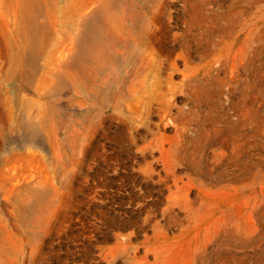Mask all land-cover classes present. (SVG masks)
Listing matches in <instances>:
<instances>
[{"label":"rangeland","instance_id":"rangeland-1","mask_svg":"<svg viewBox=\"0 0 264 264\" xmlns=\"http://www.w3.org/2000/svg\"><path fill=\"white\" fill-rule=\"evenodd\" d=\"M0 264H264V0H0Z\"/></svg>","mask_w":264,"mask_h":264},{"label":"bare ground","instance_id":"bare-ground-1","mask_svg":"<svg viewBox=\"0 0 264 264\" xmlns=\"http://www.w3.org/2000/svg\"><path fill=\"white\" fill-rule=\"evenodd\" d=\"M23 19H22V21L21 20L19 21V24L16 28V33L18 35V41H19V45L16 47L18 64L23 63L22 55L24 54L25 51L30 56L29 57L30 60H33V57L35 56V51H37V49L34 47V35L36 34L35 33L36 23L35 22H29V20H28V22H26V21L24 22ZM40 29L45 30L46 32H43L41 35L38 36L39 46H40L39 48H41L45 44V42H46V34L45 33H47L49 31V29L45 26H42ZM86 32H88V27H86V28L82 27V31H81L80 35L83 33H86ZM67 33L69 34V36H71L69 29H68ZM72 38H73V36H72ZM20 61H22V62L20 63ZM18 67H19V65H18ZM20 73H22V72L20 71Z\"/></svg>","mask_w":264,"mask_h":264}]
</instances>
